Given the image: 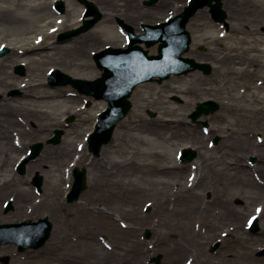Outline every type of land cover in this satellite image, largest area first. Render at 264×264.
<instances>
[{
	"label": "bare ground",
	"instance_id": "1",
	"mask_svg": "<svg viewBox=\"0 0 264 264\" xmlns=\"http://www.w3.org/2000/svg\"><path fill=\"white\" fill-rule=\"evenodd\" d=\"M55 1L58 0H11L9 6L0 5V31L6 33L0 36V40H3L1 43L5 46L4 51H7L0 57V92L8 86L19 84L16 82L20 80L22 83L25 81L19 75L16 79L9 73L10 63L13 62L25 66L27 71L31 72L26 84H20L17 88L21 91L26 88L33 89V92L28 93L27 96L36 101L67 99L72 96L83 99L85 96L83 93H68L64 87L50 86L47 80L48 74L44 75V72L60 69L73 78L94 79L97 73L90 70L93 65L88 61L91 57L89 48L94 46L100 48L107 42L112 45L118 42L117 37L112 40L105 36V31L109 29L113 19L121 17L133 25L141 15L153 16L161 13L168 3V0H161L155 8L144 9L140 6V0H92L102 14L97 28L68 42L58 43L54 39L57 32L66 30L74 24L77 25L87 18L74 21L78 2L70 0L74 7L71 9L67 7L69 16L66 19L58 16L59 19L54 20L53 16L57 12L52 9V3ZM187 1L184 0L177 10L184 8ZM223 8L227 12V22L220 28L222 34L218 37L214 36L213 39H202L204 44L214 43L213 40L221 42L219 56H211L213 52L210 50L201 52L197 48H191L190 51L199 60L207 56L206 61L211 62L219 72H223V76L239 81L238 85L230 89V82L224 80L222 86L214 89L209 87L202 76L194 72L187 74L185 84L177 85L179 81L173 76L156 91L160 93L161 88L164 87L178 91L186 97L200 98L206 94L219 99L221 109L220 112L209 117L212 123L209 132L200 126L190 124L178 108L165 107L160 110L157 118L145 119V122L152 125L150 130L145 129L143 134L134 136L152 147L155 144L166 143L178 148L183 146L193 148L198 160L191 164L179 163L176 158L169 156L168 158L167 153L159 152L157 155L164 159L165 163L141 162L139 160L142 153L138 152L136 159L123 162L108 161L104 157L106 148L102 149L101 156L97 158L99 160L95 157L90 159L85 150L88 148V138L96 127V119L92 118L94 122L86 133H82L84 138L80 147L83 152L77 151L74 155L71 148L66 149L67 147L63 145L44 147L43 149L46 150L42 151L36 162L29 163L32 167L43 171L47 163L42 157L46 154L49 160L52 159V164H49L52 165L50 170L55 169L59 173L60 181L63 180L60 164L68 158L75 156L72 166L69 164L71 169L86 161L91 167V170H88V180L90 190L95 195L82 196L75 204L74 214V218L77 217L83 229H80L79 237L91 241V247L87 249L82 264H148L145 259L155 250H164L167 256L172 252L184 251L186 260L190 264H210V262L264 264V258H257L253 248L255 239L264 240V138L256 139L257 134L264 137V61L258 54L261 49L258 47L257 38V35L264 30V3L258 0H225ZM207 11V9L199 10L192 17L188 27L199 28L201 22L208 17ZM208 23L217 26V23L212 21ZM231 38L234 39L233 43H225L226 39ZM23 57L26 61L19 62ZM45 59L52 61L46 70L39 68L45 64ZM37 71L41 74L38 75ZM5 73L9 74V78L4 76ZM242 87L244 91L253 92L251 100H248L250 103L246 102L249 105H241L246 95L233 93ZM3 100L0 102V201L8 194L9 198H12L15 193L14 203L25 205L33 197L29 190H18L14 187L15 180L20 177L17 176L15 167L12 166L9 170L10 160L13 159V154L23 149L27 152L32 140L44 133L42 130L44 126L35 124L34 128H29L21 123L19 112L24 110L27 117L33 119L34 116H41L45 110L12 105L18 101L14 98ZM66 112L72 113L69 110ZM76 113L81 119L70 125L73 131L71 128L68 129L67 136L78 132L82 120L90 119L84 116L87 115L84 107ZM135 117L134 113L117 126L107 147L121 146V142L125 140L122 138L123 131L137 127L135 124L138 121L134 119ZM228 117L233 118V123L228 124ZM246 117L253 122L252 127L241 126V122H244ZM56 124L61 125L63 122L58 121ZM215 134L222 135L220 145L210 144V138ZM17 139L19 142L16 141ZM219 150L222 153L214 155L213 152ZM143 154L150 153L143 152ZM250 155L257 157L256 163L249 162ZM120 169L125 173L129 170L140 173L139 180L133 178L111 180ZM101 173L106 178H103ZM70 186L71 184H68L66 190ZM152 186L157 188L154 189L155 195L145 199L147 197L144 198V194L148 193ZM206 192L212 194L208 199L205 198ZM44 194H47L45 201H53L55 204V207L51 208L52 213L48 216L55 226L51 215L59 216L60 210L66 211L61 202V189L51 187L48 193L44 192ZM236 197L243 200L241 206L234 204L233 199ZM149 200L156 217L159 218L160 226L165 229V233L155 241L157 246L152 251L146 248V244L136 233L137 222H143L145 216L134 213L138 201L146 204ZM257 203L260 206L259 211L254 209ZM38 205L42 204L35 202L33 206L36 208ZM116 205L118 208L114 210ZM31 216L33 215L25 211L19 212L15 217L0 212V224L14 220L21 221ZM90 217L103 221L105 226L103 236L107 237L106 240L100 239L91 232L93 228L88 225ZM252 217L263 220L261 229L255 237L252 236L250 229ZM128 220L131 221L130 224ZM172 235H177V240H173ZM217 240L221 241L219 257H213L207 253V249ZM43 251H49L57 264H70L71 260L75 262L70 253H61L57 249L54 250L51 245H46ZM168 263L176 264L177 261H168Z\"/></svg>",
	"mask_w": 264,
	"mask_h": 264
},
{
	"label": "rangeland",
	"instance_id": "2",
	"mask_svg": "<svg viewBox=\"0 0 264 264\" xmlns=\"http://www.w3.org/2000/svg\"><path fill=\"white\" fill-rule=\"evenodd\" d=\"M78 2V5L76 6V15L73 18L74 21L75 20H81L82 17H84V14L86 12V6L85 3L82 2L81 0H76ZM87 1V0H86ZM89 1V0H88ZM91 2H93L95 4L94 1L90 0ZM150 0H140V6L144 9H153L156 6L159 5L161 0H156L153 4L148 5L147 2ZM225 0H223L224 3ZM260 3H264V0H258ZM11 0H0V5L1 6H8L11 5ZM50 2V1H49ZM57 1H55L54 3H52L53 7L52 9L55 10L57 12V14H55L53 16L54 20H58L59 18H57L58 16H62L63 18H67L69 16V11L67 12V7L68 9H71L72 7H74V4L69 0H67L65 3V11L63 13H59L56 8H55V4ZM184 2V0H168L167 5L164 7L163 11H161V13H158L156 15L153 16H144L141 15L140 18L136 21L133 22L134 28L136 29V31L138 33H142L143 32V24L149 23V24H157L160 22L165 21L168 17H171L175 14H178L182 11L181 10H177L179 5L182 4ZM188 3V1H187ZM186 3V5H187ZM98 11H99V7L97 6V4H95ZM202 9H207L208 11V17L203 20L201 23L202 25H200L199 28H192L191 29L188 27V30H190L191 34H192V43H191V48H197L199 51L201 52H207V51H211L213 52L211 54L212 55H218L219 56V50L221 51V42H217L215 40H213L214 43H209L207 42V44H204L202 42V39H206L208 40V38L213 39L214 36H220L222 34V32H220V28L222 27L223 24H226L227 22V12L224 9L225 13H226V17L225 20L222 22H217L214 20V18L212 17L211 13H210V8L209 7H204ZM201 10V9H200ZM73 17V16H72ZM194 17V16H193ZM122 18L121 17H115L113 19V22L110 24V27L108 30L105 31V36L112 38V40H114L113 38L117 37L118 42H116L114 45H112V43L107 42L106 44H103L102 47L98 48V47H91L89 48V51H91V57L88 59V61L90 63H92L93 68L90 70H94L95 73H97L94 77V79L102 76L104 69H101L95 59H94V55L95 53L99 52L100 50L106 48L107 46L110 47H123L126 46L128 43V37L126 32L121 28L120 26V20ZM192 19V18H191ZM83 21V20H82ZM101 19L95 24V26L87 31L93 30L95 28H97V25L100 23ZM191 21V20H190ZM214 22L217 23L216 25H212L208 22ZM83 22L79 23V24H74L73 26H70L68 29L66 30H62L60 32H57V35L54 37V39L56 41H58V43H65L68 42L69 40L66 41H59L58 40V36L59 34L72 30L76 27H79L80 25H82ZM86 31V32H87ZM85 33V32H83ZM81 33V34H83ZM6 34L4 31H0V36ZM79 34V35H81ZM77 35V36H79ZM74 36V37H77ZM196 38V39H195ZM253 38V37H252ZM257 38L259 39L258 42V47L259 49H261V52L258 53L261 56V60L264 61V30H262V33H260L259 35H257ZM195 39V40H194ZM3 40H0V50L3 48V44L1 43ZM125 41V42H124ZM233 43L234 39H226L225 43ZM126 43V45H125ZM145 48H147L144 45ZM190 48V50H191ZM148 51L151 54H156L157 53V49H158V45L155 44L153 46H151L150 48H147ZM188 51L185 56L190 57V58H194L196 61L198 62H204V63H208L211 67V71L210 73H206L203 70H195V71H191L189 73H185V74H180V75H171L168 79H165L164 81L160 82L158 78H155L152 81H148L145 83H142L140 85H138L136 87V89L134 90L132 96H131V101H132V110L129 112V114L124 118L126 119L128 117V119L133 116V114H136V117L134 119H136L138 122L135 124L137 127L134 129L132 128H127L123 131V137L125 138V140L123 142H121V146L118 148H109L107 147L108 145H104L103 148L104 149V157L108 160V161H128L132 158L136 159L137 158V154H139L138 152H141L142 155L140 156V160L141 162H154V163H159V164H163L165 163L164 159H162L159 155H157L159 152L162 153H167L168 155H166L167 157H173V159L176 158V160L179 163V155H180V151L181 149L184 148H190V147H174V146H170L166 143H160V144H155L153 147L151 145H149L148 143L145 142H141V140H139L138 138L134 137L138 134H143V131L145 129L150 130L151 126L149 124V122H145V119L148 118H157L159 116V112L161 109L165 108V107H176L179 109L180 113H182L187 121L190 124H193L195 126H200L202 129H205L207 132H209L210 128L212 127V123L209 120V117L215 115L216 113L220 112L221 109V101L217 98H214L211 95H206L203 94L200 98H194L193 96H184V94L178 92V91H173L170 90L169 88H161L160 93H157V89L159 88L160 85L165 84L166 82H169V80L174 76V78H176L179 83H177V85H183L185 84V79L187 74L190 73H194L196 72L198 75L202 76L203 79H205L206 82H208L209 87L211 88H218L219 86H222L224 80H228L229 83V87L230 89H232L233 87H236L238 85L237 82L239 81H233L234 79L232 77H225L223 76V72H219L217 69L214 68L213 65H211V62L206 61L205 59L207 58V56H203L202 60H199L197 58H195V56L192 54V51ZM209 56V57H211ZM2 57V56H0ZM21 61H26L25 57H23V59L19 60V62ZM45 64H42L41 66H39V68L42 69H48L49 64L52 63L51 60H47L45 59ZM11 67L9 68V73H11L12 76H14L17 79V75H19L23 80H25L23 83L18 81L16 83L19 84H13L14 86H8L6 89L3 90V92H0V102L4 101V98H14L16 100H18L16 103H12V105H16L19 107H25V108H39V109H43L45 110V112H42L43 114L39 117L34 116L33 119H30L29 117H27V114L24 112V110L19 112V118L22 124H26L29 128H34L35 124H42L44 126V128L42 130H44V133H42L39 137H36L35 139L32 140V143L29 145V147H31V145L38 143V142H42L44 143V147H50V146H56V145H63L64 147H67L66 149H72L74 151V154H76L77 151L83 152L81 147H80V143L82 141V139L84 138V135H82V133H86L87 129L91 126L92 122H94V119H98L99 114L105 110L108 106V101L104 98H99V99H95L93 96H89L84 94L85 96L82 98H78L76 96H72V97H68L67 99H57V100H45L42 102L36 101L35 99L27 96L28 93H32L33 89H29L26 88L24 90H19L17 87L20 84H26V79H28V75H31V72L25 67V72L24 74H20L18 72H16V68L17 66H19L20 64L18 63H10ZM54 70V69H52ZM50 70L49 72H44V75L48 74V77L50 75V72L52 71ZM63 71V70H62ZM65 72V71H64ZM38 75L41 74L40 71L36 72ZM66 73V72H65ZM5 77L9 78V74L5 73L4 74ZM47 77L48 80V84L50 86H52L49 83V79ZM22 80V81H23ZM12 81H14L12 79ZM153 82V83H152ZM241 82H245V81H241ZM240 84V83H239ZM242 85V84H240ZM61 87H64L66 89V92L68 93H80L73 85L68 84V85H59ZM19 91L18 94L16 95H12L11 92L13 91ZM5 91V92H4ZM244 92V93H243ZM234 94H243L246 95L245 99H242L241 105H249V99L251 100V95L253 94L252 91L248 90V91H244V88H239L237 89V92H233ZM264 95V93H263ZM207 100H213L215 102H217L219 104V109H217V111H215L214 113H210L208 115L204 114L201 115L196 121L193 120V118L191 117L192 112L196 109V106L199 102H203V101H207ZM246 100V101H245ZM249 102V103H246ZM86 108L87 110V115L85 114L84 116L89 117L90 119H88L87 121H91V122H87V121H81L79 123L80 128L78 129V132L76 133H72V134H68L67 136V130L71 128L70 125L74 124L75 122L79 121L81 119V117L79 116L78 113H76V111H78L80 108ZM69 110L72 113H67L66 111ZM27 112V111H26ZM75 112V113H74ZM72 118V120H70ZM123 119V120H124ZM228 124L233 123V118L232 117H228ZM122 120V121H123ZM63 122V124L61 125H57V122ZM121 121V122H122ZM87 122V123H86ZM120 122V123H121ZM254 124L253 122H251V119L249 117H246V119L244 120V122H241V126H245V127H252ZM62 130V139L61 142L59 144H54L51 142V139L55 136L56 131L57 130ZM71 131H73V129L71 128ZM219 139L218 142H215L216 139ZM260 139L262 140L264 137L261 134H257L256 139ZM19 139H17L18 141ZM222 142V135L219 134H215L213 136H211L210 138V144L211 145H220V143ZM111 141L108 143L110 144ZM192 149L194 152L195 150L193 148ZM46 149H44L45 151ZM84 150V149H83ZM25 149H23L21 152L13 154V159L10 160V166H9V170L12 169V166L15 167L14 169L17 171L16 167V161L19 159L20 154L21 153H25L24 152ZM43 151V152H44ZM87 153V157L92 159V157L94 156L90 151H89V147L85 150ZM143 152H149L150 154H143ZM90 153L92 155H90ZM214 155H220L221 150L213 152ZM96 158V160H99L97 158H99L98 156H94ZM168 157V158H169ZM42 159L47 163L45 166V168L42 171V174L44 175V184H43V188H42V192H38L37 189L35 188V186L32 183V178L34 176V174L36 172H40L39 170H35V169H39V168H35L32 167L31 165L27 167L26 173L25 174H20V172L17 175L20 178L15 180L14 183V187H16V189L21 190V189H27L30 191V193L32 194L33 199L32 200H28L25 205H21L20 203H17V206H15L14 208H11L10 210L7 208V204L9 201L13 200V196H15V193L12 195V198H9V194L7 196H5V198H3V200L1 199L0 201V212L6 215H10L15 217L19 212L23 213L24 211L27 213L32 214L33 216H31L30 218H27L26 220H37L41 217H47L50 215V213H52L51 208L55 207L54 202L53 201H45V196L47 194H44V192L48 193V190L53 187H57L58 189H61V202L64 204V207L66 209V211H61L59 212V216H57L56 214L51 215V218L54 220L55 222V226L53 228L52 231V235L50 237V239L45 243V245H43L42 247L38 248V249H27L25 251H18V247L14 244V243H8V244H2L0 245V264H57V262L53 259V256H51V253L48 251H43V248L46 245H51L52 248L55 250L57 249V251L62 252H67L70 253L72 255V258L75 262H73L71 260V262H69L70 264H79V263H83V258L85 257L86 253H87V249L89 247H91V241H88L87 239H83L79 237V231L82 227L81 226V222L76 218H74V214L76 213V208H75V204L77 201L75 202H68L67 200V193L69 190H66L68 187V184L71 182L70 177L67 176L66 172L69 169V164L72 161V158H68L64 163L60 164V169H61V173H62V177L63 178L62 181H60V179L58 178V173L55 169L50 170V167H52L51 161L52 159H48V157L46 156V154H44V156L42 157ZM34 160V159H33ZM198 160L197 156L196 158L191 161L188 162V164H191L192 162ZM249 162L251 164H254L257 162V157L255 155H250L249 156ZM30 167V168H29ZM65 167V168H64ZM56 168V167H55ZM80 168H86V169H90L91 167L88 166V162H81L80 164ZM52 169V168H51ZM133 170H129L128 172H124L123 170H117V174L114 175L113 178H111V180H117L119 178H133L134 180H139L140 173H134ZM103 178H106V176L104 174H102ZM141 181V180H140ZM73 184V181L71 182ZM143 183V182H140ZM16 185V186H15ZM72 187V186H71ZM154 189H157L155 186H152L151 189L149 190L148 193L144 194V198L145 199H150V195H155ZM16 192V191H15ZM87 194H90L91 196H94L95 194L90 190V187H88L87 191H85L81 197L86 196ZM211 192H206L205 193V198H210L211 197ZM6 199V200H5ZM141 199V198H140ZM5 200V201H4ZM143 200V198L141 199ZM3 201V203H2ZM13 204L14 200L12 201ZM39 203L42 205H38L36 208L33 206L34 204ZM233 202L236 206H241L243 204V200L241 198H234ZM118 205H116L113 209H117ZM258 207H260L257 204H255L254 209L255 211L258 210ZM134 213L137 215L143 214V216H145L143 219L144 221H139L137 222V220L135 219V221L138 223L136 229L138 230L137 236L139 237V239L144 242L146 244V248L149 249L150 251L154 250L157 246V244L155 243V241L162 236L165 233V229L160 226L159 224V218L156 217V213L155 211H153L152 205H151V201H147L146 204L143 201H138V203L135 205L134 208ZM60 217V218H59ZM155 219V220H154ZM255 219V218H254ZM15 221V220H14ZM13 221V222H14ZM258 221V228L256 230L252 229L251 230V234L253 237H255L259 230L261 229L263 220H257ZM12 222V221H11ZM129 224L131 223V221H129ZM88 225H90L93 228V231L95 235H97L100 239H107V237L103 236V232L105 230V226H103V221L101 219L98 218H94V217H90L88 219ZM251 225V223H250ZM149 229L152 233V236L150 238H146L144 236L145 231ZM251 229V228H250ZM83 230V229H81ZM171 238H173V240H177V235H172ZM218 244V247L213 249L214 245ZM220 246H221V241L217 240L216 242H214L211 246L208 247L207 249V253L213 257H219L218 252L220 251ZM170 248L172 246H169ZM254 250V255L261 259L264 258V240H254V245H253ZM171 251V250H169ZM168 251V252H169ZM166 251L161 250V251H153V254L149 255L145 260L148 264H157L156 261L154 260L155 257L161 255L162 259L161 262L159 264H167L168 261L169 262H173V260L177 261L176 264H184L185 260H186V254L180 251H176V252H172L170 254H168V256L166 255ZM7 256L8 260L6 262H4L2 260V257ZM169 264V263H168ZM210 264H215L214 262H210Z\"/></svg>",
	"mask_w": 264,
	"mask_h": 264
},
{
	"label": "water",
	"instance_id": "3",
	"mask_svg": "<svg viewBox=\"0 0 264 264\" xmlns=\"http://www.w3.org/2000/svg\"><path fill=\"white\" fill-rule=\"evenodd\" d=\"M156 0H150L147 4H152ZM223 0H191L189 5L175 17L167 22L157 25L144 24L145 33L136 34L133 26L120 20V24L128 31L130 45L128 48H107L95 55L98 65L105 69L102 77L96 80L75 79L69 75L56 70L50 77L53 85L72 83L80 91L93 95L96 98H106L109 107L102 112L96 131L91 135L89 148L99 155L104 144H107L119 123L130 111L132 103L129 100L135 87L154 77H160V81L170 77L171 74H183L201 69L210 72V65L195 61L193 58L184 57L183 54L190 49L191 33L187 29L190 18L205 6H210L212 16L216 21L225 19V11L222 6ZM59 7L63 10L64 3L60 1ZM87 15H94L93 19L85 21V24L77 29L64 32L60 35V40H66L78 35L95 25L101 18V14L92 2H86ZM145 42L148 47L157 42L159 44L158 54H149L139 43ZM22 72V66L19 67ZM219 104L213 100L200 102L196 110L191 114L196 120L202 114H209L216 111ZM62 131H57L54 139L60 142ZM218 141V139H217ZM42 143H37L33 147L31 157L25 159L23 166L31 159L40 154ZM183 161H191L196 157L191 149H184L182 152ZM75 183L69 195V201L78 200L81 194L87 189V171L76 168ZM36 184L41 188L43 177L37 175ZM53 225L50 220L41 218L38 221H24L22 223H10L0 225V244L16 242L19 250L27 248H39L50 238ZM145 236L149 238L151 231L147 230ZM161 257H157L160 262ZM8 260V257L3 259Z\"/></svg>",
	"mask_w": 264,
	"mask_h": 264
},
{
	"label": "snow or ice",
	"instance_id": "4",
	"mask_svg": "<svg viewBox=\"0 0 264 264\" xmlns=\"http://www.w3.org/2000/svg\"><path fill=\"white\" fill-rule=\"evenodd\" d=\"M259 211V210H258ZM250 223H251V221H250Z\"/></svg>",
	"mask_w": 264,
	"mask_h": 264
}]
</instances>
